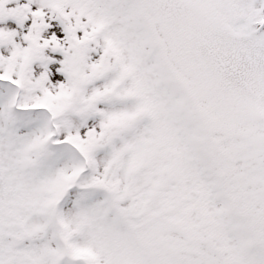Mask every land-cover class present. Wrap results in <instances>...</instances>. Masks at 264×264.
<instances>
[{
    "label": "snow or ice",
    "instance_id": "6c2138e0",
    "mask_svg": "<svg viewBox=\"0 0 264 264\" xmlns=\"http://www.w3.org/2000/svg\"><path fill=\"white\" fill-rule=\"evenodd\" d=\"M0 264H264V0H0Z\"/></svg>",
    "mask_w": 264,
    "mask_h": 264
}]
</instances>
